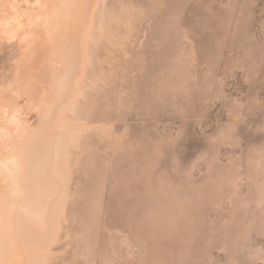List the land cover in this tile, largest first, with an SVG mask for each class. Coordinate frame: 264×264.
<instances>
[{"label": "rangeland", "instance_id": "obj_1", "mask_svg": "<svg viewBox=\"0 0 264 264\" xmlns=\"http://www.w3.org/2000/svg\"><path fill=\"white\" fill-rule=\"evenodd\" d=\"M62 1L0 0L11 256L264 264V0H88L79 13ZM52 5L68 9L63 34ZM34 158L49 161L45 202L15 165Z\"/></svg>", "mask_w": 264, "mask_h": 264}, {"label": "bare ground", "instance_id": "obj_2", "mask_svg": "<svg viewBox=\"0 0 264 264\" xmlns=\"http://www.w3.org/2000/svg\"><path fill=\"white\" fill-rule=\"evenodd\" d=\"M87 1L88 0H63L62 1V3H64V6L66 7V8H72V10H74V12L75 13H79V12H81L83 9H85V7H86V4H87ZM89 4V3H88ZM46 6V5H45ZM88 8V7H87ZM48 9V8H47ZM66 10H68V9H58L55 5L53 6L52 5V7L50 8V15H48V18H49V20L51 21V23L54 21V27L56 28V30H58L59 32H60V30H62L63 32H62V34L64 33V31H65V29H67V27L65 26L66 25V22H67V19H68V17L66 16L67 14H68V12L66 11ZM86 11V10H85ZM47 12V11H46ZM45 19H46V17H44ZM46 20H48V19H46ZM45 20V21H46ZM44 24H46V23H44ZM52 25V24H51ZM46 26V25H45ZM47 26H48V24H47ZM50 28V27H49ZM54 30V29H53ZM57 33V32H56ZM61 33V32H60ZM52 34V33H51ZM59 34V33H58ZM62 34H61V36H62ZM50 40V39H49ZM47 44V43H46ZM61 47V46H60ZM76 49V48H75ZM62 52H63V54H64V52L65 53H67V55H68V53L70 54L71 52H72V49L71 48H68L67 47V44L66 43H64V45L62 46ZM61 52V53H62ZM66 57V56H65ZM57 58H59V57H57ZM56 58V59H57ZM71 58V57H70ZM73 58V57H72ZM71 58V59H72ZM75 58V57H74ZM73 58V59H74ZM67 59V58H66ZM59 60V59H58ZM64 60H65V58H64ZM62 61V60H61ZM74 61V60H73ZM72 61V64H71V69L69 68L68 70H67V72L63 75L62 74V76H60L61 77V79H60V81H61V85H60V89L61 88H64V86L62 85V83L63 84H65V81L68 79V75H69V73L71 72V70H73L74 69V62ZM62 62H65V61H62ZM61 63V62H60ZM59 63V64H60ZM62 65H63V63H61ZM66 68V67H65ZM65 68H62V69H65ZM73 76V75H72ZM56 78V77H55ZM70 79V78H69ZM72 80V79H71ZM59 81V82H60ZM70 82L71 81H69V84H70ZM73 82V81H72ZM67 84H68V82H67ZM67 84H66V87H67ZM65 87V88H66ZM69 87H71V86H69ZM60 89H58V91L60 90ZM68 89V88H67ZM66 90V89H65ZM64 94V93H63ZM66 95V94H65ZM62 97H63V95H62ZM62 97H61V99H62ZM59 100H60V98H59ZM63 100V99H62ZM47 114H49V112L47 113ZM47 119V118H46ZM29 145V144H28ZM36 145V144H35ZM34 147V146H33ZM31 152V151H30ZM24 154V153H23ZM44 155H45V153H43ZM42 153H38L37 154V156H34V157H39V156H43V159H44V157H46L47 158V156H44ZM46 154H47V152H46ZM28 155H30V154H28ZM27 155V156H28ZM32 155V154H31ZM24 156V155H23ZM15 159V158H14ZM39 159H41V158H39ZM39 159H36L35 160V158H34V165L32 166V165H29V164H27L26 162H24V161H20L19 159H18V164L17 163H15V165H16V168H17V171H18V173L19 172H24V174H26L27 176H32V177H34L35 178V181L33 180V182H29V184H31V183H39V186H38V184H37V189L40 191L37 195L38 196H40V198H41V200H42V202H45L44 200V196H45V194H47V191H46V189L44 188L45 186H48V187H52L51 185H53V182L51 181V179H49L48 178V176H47V178H46V176L42 173V172H44L45 173V171H42V160L41 161H39ZM45 162V161H44ZM43 162V163H44ZM48 163H49V161H48ZM48 163H47V161L45 162V166L46 165H48ZM48 167V166H47ZM46 167V168H47ZM13 170V169H12ZM43 170H45V168L43 169ZM14 174V173H13ZM49 174V173H48ZM3 175V174H2ZM16 176V175H15ZM19 177V174H18V176H17V178ZM54 177V176H53ZM23 180H24V177L23 176H21V174H20V180H19V185H21L22 186V189L24 190V184H23ZM8 181H10V180H8ZM25 184H26V181L24 182ZM28 184V185H29ZM14 185V184H13ZM27 187V186H26ZM26 187H25V189H26ZM54 187V186H53ZM56 187H57V185H56ZM29 189H30V186H29ZM13 192V191H12ZM28 194V193H27ZM30 195L31 196H33L32 194H31V192H30ZM36 195V196H37ZM38 196L36 197V198H38ZM28 197H29V195H28ZM35 197V196H34ZM20 198H21V196H20ZM33 198V197H32ZM29 199H30V197H29ZM40 200V199H39ZM40 200V201H41ZM15 201V200H14ZM10 203H12V202H10ZM31 203H32V205H31ZM27 204V203H26ZM30 205H31V207L32 206H34V207H36L37 208V206H35V204H36V201L33 199L30 203H29ZM37 205V204H36ZM44 206H42V209H43V212H41V216L43 217V214L45 215V213H44V208L46 207V205L45 204H43ZM40 206V205H39ZM9 207H13L12 205L10 206L9 205ZM35 208V209H36ZM10 210V209H9ZM33 210V209H32ZM46 210V209H45ZM11 213H12V210L10 211ZM34 212H36L35 210H34ZM46 212V211H45ZM6 214H5V216L7 215V213L8 212H5ZM16 213V212H15ZM3 215V214H2ZM16 215H18V214H16ZM37 215V214H36ZM29 216H30V214H29ZM40 216V217H41ZM37 217V216H36ZM39 217V216H38ZM41 217V218H42ZM3 216H2V218H1V223L3 222V226L2 225H0V264H21L18 260H16L13 256H11V253H10V250L11 249H18L16 246V242H15V236H16V232H15V229L13 228V225L11 226V225H8V220H6L7 221V225L6 224H4L5 223V221H3ZM9 218V217H8ZM14 218V217H13ZM32 218V217H31ZM40 218V219H41ZM6 219V218H5ZM38 219V218H37ZM16 252H17V250H16ZM19 252V251H18ZM21 254V252L19 253V255ZM22 260V259H21Z\"/></svg>", "mask_w": 264, "mask_h": 264}]
</instances>
